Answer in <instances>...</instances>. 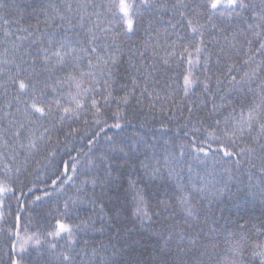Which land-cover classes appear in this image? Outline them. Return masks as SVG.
Segmentation results:
<instances>
[{
	"label": "snow or ice",
	"instance_id": "6c2138e0",
	"mask_svg": "<svg viewBox=\"0 0 264 264\" xmlns=\"http://www.w3.org/2000/svg\"><path fill=\"white\" fill-rule=\"evenodd\" d=\"M61 3L62 7L51 5V14H44L46 27L58 30L48 34L41 32L38 25L24 27L21 21L9 19L7 13L0 12V97L4 100L0 105V221L5 219L6 202L12 197H15L20 209L12 225L0 227V239H3L0 264H140L139 261L117 260L118 250H114L111 257L100 256L97 259L98 250L92 248L89 253L87 241H84V247L80 246V233L86 230L88 222L71 221L75 206L84 202L79 196L71 202L65 200L63 211L57 208L53 222L42 229L39 226L32 228L31 213L22 222L20 211H24V205L20 196L24 193L21 175L26 171L29 160L37 154L48 152L50 156L56 155L50 151L54 135L57 136L56 143L61 133L66 140L79 135L80 127L73 125L81 120L86 128L85 135H88L87 128L95 126L88 139L89 152L96 146L101 133H105V139L111 142L113 137L108 136L106 130L123 131L130 122L125 107L135 87L123 96L113 95L119 58L124 51L117 41L134 35L146 13L164 11L179 16V20L173 22L170 18L167 27L159 29L150 19L145 28L147 39L143 43L144 50L129 53L130 68L142 75L146 83L154 72L161 71L157 66V57L164 70L175 63L178 71L168 85L172 92H182L187 98L196 95V89L200 88V94L207 95L212 102L210 115L226 106L232 110L223 121L215 119L204 129L206 136L200 138L196 135L200 132L196 125L202 124L203 118L192 121L193 107L190 104L186 124H192L191 142L187 146L181 145L179 157L166 154L162 164L157 160L152 166V176H162V169H165L169 178L178 177L176 202L184 219L183 223L175 220L165 223L162 231L154 233L163 240V246L149 264H257V261L264 264V241L253 242L247 234L229 233L225 241L227 248L223 253L217 251L219 245L213 235L217 232V228L213 227L216 220L211 218L209 223L210 207L204 212V226H201V212L192 203L194 194L209 201V205L225 192L235 195L231 192L233 180L237 192L244 191L239 185L243 184L245 176L250 185L255 178L259 195L264 201V0L258 3L256 0H199L195 5L187 0H175L171 5L160 0H61ZM8 7L0 0V9ZM245 13H250L252 22H248L249 17ZM237 19L244 20L247 27L234 30L230 36L224 35L225 30L216 23L217 20L232 23ZM158 20L162 21L163 16H159ZM169 28L176 36L175 40L168 39ZM180 29H185L183 35ZM210 31L219 32L225 42L219 45L217 36L210 37L219 45L215 53V64L218 66L222 56L231 60L233 53L239 55L246 45L239 65L236 61L226 64L229 86L223 90L219 75L215 80L216 88L212 89L209 73L213 52L205 39ZM253 39L258 42V47L253 48ZM158 48L163 50V56H160ZM149 49L152 60L145 62V52ZM136 56L140 58L139 64ZM197 70L203 72V80L196 74ZM131 81L138 87L136 76H132ZM146 91L145 86L141 95ZM234 92L240 97L239 110L229 99ZM217 94L219 104L216 103ZM156 99H160L159 94H156ZM113 103L116 105L114 111ZM200 103L206 106V101L201 100ZM108 112L111 116L105 118ZM108 119L113 122L109 124ZM209 141L218 145L211 169L207 164L211 148ZM127 147L129 152L132 151V145ZM185 147L189 149L191 159L204 167L203 174L194 173L196 180H193V169L189 164L187 184L180 182L183 179L180 173L170 166L172 159L183 160ZM119 151L128 154L124 147H120ZM109 159L107 155H102L97 163L89 158L84 168L79 166L80 161L75 157L71 158V164L64 162L63 170L57 177L61 180L60 190L71 182L77 193H86L88 185L103 183L99 176L90 177V172L92 168L107 165ZM222 162L229 165L223 169L227 180L222 187H216V167ZM144 167L147 169L149 166ZM110 175L109 166L105 169V177ZM57 180H53L52 184L56 185ZM77 180L79 184H76ZM18 184L21 186L20 196L17 195ZM48 195L45 192V196ZM41 199L36 196L32 203ZM90 202L96 203L95 200ZM143 203V195L137 193L134 215L141 220L142 226L148 220L151 230L152 217L139 206ZM160 204V212L155 213L157 217L169 213L171 208L166 200L160 201ZM171 218V214L165 217L166 220ZM98 231L103 232V227ZM119 231L116 228L117 238ZM258 235L264 236V231L258 230Z\"/></svg>",
	"mask_w": 264,
	"mask_h": 264
},
{
	"label": "trees",
	"instance_id": "16d2710c",
	"mask_svg": "<svg viewBox=\"0 0 264 264\" xmlns=\"http://www.w3.org/2000/svg\"><path fill=\"white\" fill-rule=\"evenodd\" d=\"M9 5L6 9H0V12L7 13L9 19L19 20L24 27L37 26L41 32L46 34L58 31L55 27H46L44 23L45 12L51 14V5L62 7L61 0H3ZM99 2V0H97ZM161 3L171 5L175 0H160ZM188 3L195 5L199 0H187ZM258 3L259 0H256ZM15 5V7H12ZM163 16V20L159 21L158 17ZM250 19V13H245ZM21 17L23 19L21 20ZM172 19L173 22L179 20V16H173L170 11L146 13L138 31L130 38H122V41L117 43L122 44L123 54L119 58L118 68L115 82L113 84V95L123 96L125 92H131L135 87V91L131 92L129 104L125 107L126 114L129 119L123 131L112 129L106 130L108 136H112L113 140L107 141L105 133H101L96 146L89 152L88 139L95 126L87 128L88 135H85L86 128L82 120L73 126L80 127L81 132L75 138L65 139L61 133L54 135L53 143L50 145V151L56 153L55 156H50L48 152H41L29 160L26 171L21 175L23 181V193L20 196L21 186L17 185V195L20 196V201L24 205V211H20L21 220L24 222L28 214L32 215V228L39 226L41 229L47 223L53 222V217L57 215L56 209L63 211V204L65 200L76 199L78 196L80 200L84 201L82 204L78 203L71 213V221L80 223L87 221L86 230L80 233V246L84 247V241H87V248L89 253L92 248H96L99 252L97 259L100 256L105 258L111 257L114 250H118L119 254L116 256L117 260L121 261H139L140 264H149V262L159 252L163 246V240L154 233L162 231V225L165 223H172L173 220L183 223L184 214L180 211L176 202V197L179 195L177 190L178 177L169 178L167 170L162 169V176H152V166H155L157 160L163 163V157L166 154H172L179 157L181 145L187 146L191 142L192 124L187 123L189 117L188 107L192 104L193 113L192 121L203 118L202 124H197L200 132L196 135L200 138L206 136L204 129L214 123L215 119L223 121L224 117L231 112V107L226 106L219 110L214 115L211 112V100L207 95H201L202 89H196V95L190 97H183V93L176 91L172 92L168 88L171 83V77L178 71L175 63L172 67L164 70V67L159 62V57L156 58L157 66L161 71L154 72L152 76L145 83L144 77L135 73L128 64L130 51H143V43L147 39L145 35V28L148 21L151 19L155 21L154 27L163 29L167 27V21ZM216 23L223 28L224 35H231L234 30L246 28L247 24L242 19H237L232 23L217 20ZM17 27V25H13ZM181 35L184 34L185 29H180ZM169 40H175L176 36L169 28ZM2 35V34H0ZM217 36L219 45H224L225 42L219 32L210 31L206 34V43L208 48L213 52V63L210 65L211 71L209 75L212 76V89L216 88V76L219 75L223 84L221 89H226L229 85L226 77V64L236 61L239 65L243 57V51L246 50V45L241 50L239 55L233 53L231 60L228 57H221V64H215V53L218 51L219 45L211 41V36ZM161 44L164 42L163 36L160 37ZM186 43V41H185ZM155 45V40L152 41ZM238 47H240L238 45ZM258 47V42L253 39V48ZM180 50L179 48L177 49ZM2 51V48H0ZM160 56L164 55L162 49H157ZM137 64L140 63V58L135 57ZM260 59L259 55L256 57ZM152 60L151 49L145 52V62ZM187 67L186 64L183 65ZM197 75L203 80L204 74L197 70ZM235 74V73H234ZM136 76L138 80V87L134 86L131 77ZM126 86V87H124ZM147 87V91L141 95L143 89ZM152 93V95H149ZM156 94H159L160 99H156ZM250 98V97H249ZM229 99L233 100L234 105L239 110L240 97L237 93H232ZM201 100L206 101V106L200 103ZM4 103L3 97H0V105ZM216 103L219 104V94H217ZM225 104L227 102L225 101ZM152 105H155L154 107ZM124 107V106H122ZM116 105L113 103L112 111ZM111 116V112L107 113L105 118ZM113 121L108 119V123ZM67 129H65L66 131ZM185 133H188L186 136ZM83 136V139H81ZM211 148L209 149V159L207 164L209 169L213 164V154L216 152L218 145L215 142L209 141ZM128 145H132V151H128ZM207 146V145H205ZM120 147L125 148L127 155L119 151ZM115 149V150H113ZM189 149L185 147V157L183 160H171V167H175L183 178L181 183L187 184L189 178L188 165L193 169V180H196L194 173L200 172L203 174V165L193 161L188 155ZM85 153H88L85 156ZM107 155L110 157L107 165H101L99 169L92 168L91 176H99L103 183L98 182L95 186L88 185L86 193H77L76 188L71 182L63 186L60 190L61 180H57L60 172L63 170L64 162L72 163L71 158L75 157L80 161V167L87 166L89 158L99 163V157ZM144 165L149 167L146 169ZM110 166L111 175L105 177V169ZM229 165L227 163H220L216 167L218 173V181L216 187H222L223 182L227 180V175L223 172L224 168ZM222 177V179H219ZM63 179V177L61 178ZM57 180V184L53 185L52 181ZM79 184V180L76 181ZM231 195L227 192L217 199H214L209 205V201L203 200L200 196H195L192 203L200 210L199 217L201 226L203 225L204 212L211 209L210 220L215 218L216 224L213 227L217 228L214 233L217 237L218 249L217 251L223 253L227 248L226 238L229 233L247 234L251 241H264V236L258 235V230L264 231V201L259 195L256 180L249 184L247 177H243V184L239 185L244 191L237 192V185L235 180L231 182ZM199 187V182L197 181ZM31 189V191H29ZM45 192L49 195L45 196ZM137 193L143 195L144 203L139 205L146 210L152 217L151 230H149V221L145 220L143 226L141 220L135 215L137 207ZM36 196L42 199L35 204L32 201ZM95 200L93 204L90 201ZM166 200L170 203L171 208L169 213H164L157 217L155 213L160 212L162 205L160 201ZM203 201V202H202ZM10 205V207H9ZM19 204L15 197H12L6 202L4 209L5 219L0 221V227H8L14 223L15 215L19 211ZM11 212V215L8 213ZM52 215L49 216L48 213ZM171 214V219L165 217ZM103 227L104 231H98ZM116 228H119L117 238ZM131 233L130 235L128 233ZM189 234H192L191 232ZM187 243V241H185ZM3 245V239H0V246ZM174 246V245H173ZM247 258V255H246ZM258 264V261H257Z\"/></svg>",
	"mask_w": 264,
	"mask_h": 264
}]
</instances>
